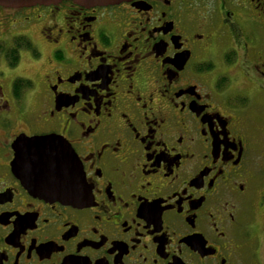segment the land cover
I'll return each instance as SVG.
<instances>
[{
	"label": "flooded vegetation",
	"instance_id": "1",
	"mask_svg": "<svg viewBox=\"0 0 264 264\" xmlns=\"http://www.w3.org/2000/svg\"><path fill=\"white\" fill-rule=\"evenodd\" d=\"M16 36L36 70L0 71V264H264V0L0 6ZM51 135L74 202L32 186Z\"/></svg>",
	"mask_w": 264,
	"mask_h": 264
},
{
	"label": "water",
	"instance_id": "2",
	"mask_svg": "<svg viewBox=\"0 0 264 264\" xmlns=\"http://www.w3.org/2000/svg\"><path fill=\"white\" fill-rule=\"evenodd\" d=\"M64 1L73 2L80 6H106L130 0H0V6L6 8H24L37 5L50 6ZM30 147L32 154L25 157L28 160V168H34L35 170L31 180L35 182L32 185L33 188L53 200L74 202L78 185L72 174H74L76 169L68 167L65 171L54 162V157L63 149L60 140L53 135L34 137L30 139ZM49 148H51V152L48 150ZM67 151L66 153L69 156V149Z\"/></svg>",
	"mask_w": 264,
	"mask_h": 264
},
{
	"label": "trees",
	"instance_id": "3",
	"mask_svg": "<svg viewBox=\"0 0 264 264\" xmlns=\"http://www.w3.org/2000/svg\"><path fill=\"white\" fill-rule=\"evenodd\" d=\"M30 49L31 43L28 38L16 36L8 42H0V60L3 59L9 68H15L19 63L20 51Z\"/></svg>",
	"mask_w": 264,
	"mask_h": 264
},
{
	"label": "rangeland",
	"instance_id": "4",
	"mask_svg": "<svg viewBox=\"0 0 264 264\" xmlns=\"http://www.w3.org/2000/svg\"><path fill=\"white\" fill-rule=\"evenodd\" d=\"M34 37L38 42H41L36 32L34 33ZM43 49H44V52H43V58H44V57H47L49 53V48L43 45ZM20 56H21L20 63H18L16 68H13V69L7 68L6 64L1 59L0 60V71L8 73L10 75L12 74L18 75L21 73L33 74L36 68L31 66V62L29 61L28 55H26V53L21 52ZM257 221H258L257 223L258 226L254 230H256L258 233H262V231L264 230V212L259 213V216H257Z\"/></svg>",
	"mask_w": 264,
	"mask_h": 264
}]
</instances>
